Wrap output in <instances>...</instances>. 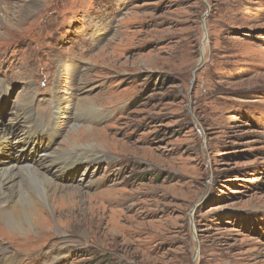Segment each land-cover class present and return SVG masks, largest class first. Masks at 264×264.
<instances>
[{"label":"rangeland","instance_id":"1","mask_svg":"<svg viewBox=\"0 0 264 264\" xmlns=\"http://www.w3.org/2000/svg\"><path fill=\"white\" fill-rule=\"evenodd\" d=\"M1 2L0 161L24 159L11 134L34 115L37 144L56 136L17 172L24 196L36 170L88 195L32 227L0 213V264H264V0ZM74 130L100 159L60 177L88 152Z\"/></svg>","mask_w":264,"mask_h":264},{"label":"bare ground","instance_id":"2","mask_svg":"<svg viewBox=\"0 0 264 264\" xmlns=\"http://www.w3.org/2000/svg\"><path fill=\"white\" fill-rule=\"evenodd\" d=\"M38 6H39V4L25 3L24 6L19 8L20 13H19V10L18 11L16 10L17 13H14L12 16H9L10 19L7 22L8 23L10 22V24H13V22L20 19L19 18L20 14L28 13L30 10L36 9ZM9 10H10V8H8V6H6V5H3L1 0H0V21L2 24L5 23L6 15L10 14ZM16 14H18V15H16ZM37 118L38 117H34V115H30V118H28V120H27V124H28L29 129L26 132H24V131L22 132L23 133L22 137L18 138V137H15L13 134H11V139H13V141L15 139V143H12V145H11L12 149L15 152H17L16 148H18L20 146L21 142H25L27 144L28 143L30 144V147L24 153V159L26 158V156L30 155L29 153L36 152V149H40L39 154H38V156H39L44 151H46L48 149H52L54 144H55L54 139H55L56 134H51V135L46 136V134L48 132H50V131L53 132V128H46L43 130V132L41 134L42 136H39L40 142L38 144L36 141H34V137H36L39 134H31L32 124H34L36 122ZM86 129L79 128V129H75V130L85 131ZM75 130H74L73 134L71 133V136L68 138L69 140L67 139L69 142L68 145L70 146L71 149L72 148H74V149L86 148L88 152L85 154H82V155H73L76 157H71V156L66 157L65 156L66 157L65 159L67 162H64L61 165V168L59 170L60 177H63V175L66 174L65 172H70V173L74 172L76 170L77 166L79 165V163H81V162L86 161V162L92 163V162H95V161L100 159L99 151H94V150L100 149V147H99V149L95 148L94 144L97 145V143H93V145H87L85 147V145L81 146L80 143L73 142L71 140V138L73 136L74 137L75 136L80 137L82 133H85L82 131L76 132ZM88 130H90V129H88ZM96 132L97 131H95V130H90L89 132L87 131V135L90 136V134H91L94 136ZM47 138H48V140H47ZM5 140H6L5 137L3 136L2 132L0 131V142L5 141ZM1 156L2 155H0V158H1ZM24 159H22V158L14 159V158L8 157V158L4 159V161H0V207L2 208V210H0V213L1 214L3 213L4 217L6 218V220L8 222V225L13 229H16V228L22 229V226H25V225H28L31 227L34 226L35 222H38L33 218L34 215H37V213H39V209L37 207H41V208H44L45 210H48L50 212L53 211L55 213L58 211L59 212L58 214L60 215L59 219H63L62 217L65 214L63 213V216H62V207L63 206H66L67 208L71 207L74 204V202L72 201V203H71L69 200V197L73 193H75L76 195L82 194V193H79L80 189L78 191L76 188H71V187H68V188L65 187L64 188L63 187V190H62V187H60L54 181L55 176H54V178H52V176L49 177L46 172L41 173L40 170L37 171L35 169L36 172L40 175L39 177L41 178L40 179V188L36 189V192L39 195L34 196L35 195V193H34L32 195L24 196L25 195V191L23 190L24 181L21 180V178L19 179V174H17V172L19 170L23 171V169H21V168L23 167ZM61 159H63V158H61ZM39 160L41 163L40 166L48 169L50 173H52L54 171V166L56 165V163L51 161V164L47 165L46 163L41 161V159H39ZM46 162H48V161H46ZM9 164H14L15 166L9 165ZM17 165H20V167H18ZM34 168H35V166H34ZM37 168H39V167H37ZM71 169H73V170L71 171ZM30 170H32V169H30ZM66 170H68V171H66ZM25 184L29 186L28 183H25ZM31 185L34 187V183ZM49 190L52 191L51 194H49ZM57 192H62L64 195L63 196L58 195ZM84 194H82V195H84ZM85 195H88V194H85ZM65 196L67 198L66 201H64V199H63V197H65ZM12 204L15 205V208H16L15 211L17 213V217H13L14 213H10V211H9V209L13 206ZM55 206H56V210H55ZM46 222H49V220L46 219L43 221V219H42V221L40 223H46ZM1 226H2L1 229H3V225H1ZM6 259H7L6 261H8L7 263L12 264L13 258H11V260L9 258H6ZM15 260L16 259H14V261ZM32 260H35V259H32ZM2 262H4L3 256L0 257V263H2Z\"/></svg>","mask_w":264,"mask_h":264}]
</instances>
